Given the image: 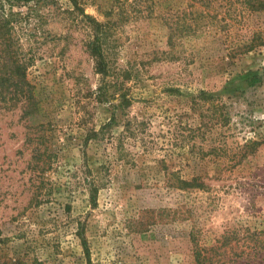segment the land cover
I'll use <instances>...</instances> for the list:
<instances>
[{"label": "rangeland", "instance_id": "374dc122", "mask_svg": "<svg viewBox=\"0 0 264 264\" xmlns=\"http://www.w3.org/2000/svg\"><path fill=\"white\" fill-rule=\"evenodd\" d=\"M243 1L3 3L0 264H264V10Z\"/></svg>", "mask_w": 264, "mask_h": 264}, {"label": "trees", "instance_id": "16d2710c", "mask_svg": "<svg viewBox=\"0 0 264 264\" xmlns=\"http://www.w3.org/2000/svg\"><path fill=\"white\" fill-rule=\"evenodd\" d=\"M39 0H0V37H3L5 34L9 33V23H10V17L9 15L12 14V12L10 13H3L2 11V7H3V3L7 2L11 5H20V4H29L31 2H37ZM244 8L250 12L252 11H261L264 10V0H244ZM77 6V5H75ZM82 15L84 17H86V19L93 25V27L95 28V30L100 33L103 34V29L100 28V25L98 23H96L94 20H92L88 15H86L83 10H81ZM103 43L100 41V38L97 37L96 38V42L92 43V48L95 51V53H97L98 55V61H97V69L99 70V72H101L103 75L107 74V62L105 59L104 54L102 53V49L103 48ZM259 82L258 77L253 76L250 77L248 79V84L249 85H254L255 83ZM201 94H204L203 91H201ZM212 98V97H210ZM254 144H259V142H253ZM175 180L177 182L176 187L178 189L181 190H186L189 188H199L202 189L204 188V183L202 181H200V177L194 176L191 177L190 179H184L181 176H176ZM195 257L199 258V251H195ZM88 264L89 263V259H88Z\"/></svg>", "mask_w": 264, "mask_h": 264}]
</instances>
